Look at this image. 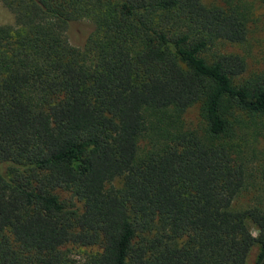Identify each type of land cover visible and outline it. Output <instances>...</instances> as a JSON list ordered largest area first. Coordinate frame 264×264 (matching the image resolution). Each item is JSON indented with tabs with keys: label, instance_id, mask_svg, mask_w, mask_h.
I'll return each instance as SVG.
<instances>
[{
	"label": "trees",
	"instance_id": "16d2710c",
	"mask_svg": "<svg viewBox=\"0 0 264 264\" xmlns=\"http://www.w3.org/2000/svg\"><path fill=\"white\" fill-rule=\"evenodd\" d=\"M0 4L12 21L0 25V264H247L251 251L264 264V208L233 207L248 153L239 126L264 117L262 58L249 67L223 48L246 42L241 12L204 0ZM194 105L200 133L168 130L139 154L145 110ZM255 155L264 191V146ZM69 246L95 250L75 261Z\"/></svg>",
	"mask_w": 264,
	"mask_h": 264
},
{
	"label": "rangeland",
	"instance_id": "374dc122",
	"mask_svg": "<svg viewBox=\"0 0 264 264\" xmlns=\"http://www.w3.org/2000/svg\"><path fill=\"white\" fill-rule=\"evenodd\" d=\"M204 3L206 5L231 7L242 13L244 19H246L248 29L246 42L240 46L225 45L223 48L226 51L236 52L243 56L249 67L253 65L256 58L261 57L263 60L259 59L257 67H264V0H204ZM11 22V15L0 4V25L11 24ZM78 30L76 29L74 32ZM71 41L75 44L77 42L74 38ZM197 114L195 105L179 115L167 109L145 110L144 116L147 130L137 141L139 154L146 151L153 144L160 142L168 130H194L200 133V122ZM240 127L247 128L249 134L248 142H245L244 136L240 140L243 143L241 144L242 147L248 151V153L243 154V157H247L246 178L245 185L236 196L233 207L237 209L249 207L264 208V191L259 183L257 169L254 164L255 153H257L259 147L264 146V117L244 118ZM235 130L234 128L232 131L234 133L233 137L238 134ZM229 141L228 144L231 145L232 143H229ZM232 141L234 142V138ZM111 185L119 187V182L115 180ZM56 194L61 199L68 198V193L63 190H57ZM247 226L252 235H255L257 224L248 221ZM94 250L72 246L67 248L68 253L75 261H79ZM252 256L253 252L251 251L247 257V264H251Z\"/></svg>",
	"mask_w": 264,
	"mask_h": 264
}]
</instances>
